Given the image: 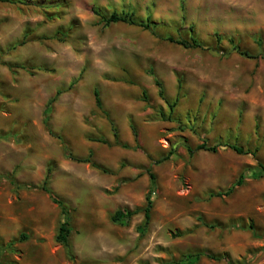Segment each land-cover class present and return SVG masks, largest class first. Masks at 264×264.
Segmentation results:
<instances>
[{"label":"rangeland","instance_id":"obj_1","mask_svg":"<svg viewBox=\"0 0 264 264\" xmlns=\"http://www.w3.org/2000/svg\"><path fill=\"white\" fill-rule=\"evenodd\" d=\"M123 11L151 28L106 24ZM191 35L201 47L166 39ZM260 163L264 0H0V264H264V173L249 171ZM150 173L148 229L143 212L113 222L145 205ZM204 252L222 258L194 259Z\"/></svg>","mask_w":264,"mask_h":264},{"label":"trees","instance_id":"obj_2","mask_svg":"<svg viewBox=\"0 0 264 264\" xmlns=\"http://www.w3.org/2000/svg\"><path fill=\"white\" fill-rule=\"evenodd\" d=\"M134 15L135 14L133 11H131V12L130 11H123L120 14L113 12L110 16L105 18V22L108 25L114 24V23H119V22H125V23H129V24L140 25L146 29L151 28L149 23H144L142 21L138 22L136 20V18L134 17ZM190 30L192 31L193 29L190 28ZM166 39L171 41V42H176L178 44L184 45L185 47H201L202 46L200 41L194 35H191L190 41H187L184 39L178 40V39H175L173 36H168ZM235 49H237L240 54L246 55L247 57H253L250 54H248V52L240 50L239 47H236ZM149 73L153 76V79H154V82L158 88V92H159L160 97L163 98L166 101V103H168L170 109L172 110L173 105L169 104V100L165 95V91H164L162 81L154 74V72L150 71ZM180 87H181V83H179V88ZM60 93H61V90H57L55 96L47 102L46 107L44 109L43 123L48 128L49 133L51 135H54V133L50 130V113L52 112L53 104L56 101L57 97L60 95ZM94 96H95V102H96L97 107L102 108V101L100 98V93L97 89L94 90ZM131 128L133 129V131L135 133V137L137 138V131H136L135 127L133 125H131ZM115 136L117 137V133H115ZM62 144H63L64 154L67 158L74 160V161H77V162L91 163L92 165H95V163L91 160V154L88 157L75 156L64 141H62ZM123 145L125 146V144H123ZM220 145L222 147H229V148L233 149L234 151H236L237 153L250 152V151L245 150L243 146H240L237 144H231V143L225 142V143L220 144ZM217 148L218 147L216 145L207 146L204 143L199 144L196 147L197 150L209 149L212 151H216ZM188 150L190 153H193V151H194L190 147L188 148ZM249 171L253 177H260L264 173V164L260 163L258 165V167L250 169ZM49 175H50V171L48 170L41 187L44 191L48 192L51 195L52 200L58 205V207L60 209V223H59L58 230H57L56 237H55L56 241L61 243L65 247L69 248V238H70V235L72 232V217H71L70 209L66 206V204L63 201L59 200L58 198H56L52 194V192L49 188V185H48ZM242 181H243V176L240 175L239 179L226 190V193H228V194L232 193L234 191L236 185H240L242 183ZM150 182H151L150 189H149V191L145 197V200H146L145 205L142 208H137L134 210L129 209V208L117 209L111 216V219L113 222H116L119 224H128L135 214H137L139 212H143L144 218H143L142 224L139 226V230L142 232H145L146 229H148L150 222H151V218H152V209H153L152 195H153V190H154V187L156 184L155 176L153 173H150ZM203 255L207 256L210 259H215V260H219L222 258V256H217V255L212 254L210 252H204V253L196 254L194 256V259L197 261ZM191 257H193V256H190V258Z\"/></svg>","mask_w":264,"mask_h":264}]
</instances>
